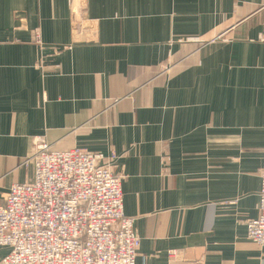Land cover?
I'll use <instances>...</instances> for the list:
<instances>
[{
    "label": "crops",
    "instance_id": "0c3cea01",
    "mask_svg": "<svg viewBox=\"0 0 264 264\" xmlns=\"http://www.w3.org/2000/svg\"><path fill=\"white\" fill-rule=\"evenodd\" d=\"M263 31L264 0H0V204L43 137L115 157L136 264H264Z\"/></svg>",
    "mask_w": 264,
    "mask_h": 264
},
{
    "label": "built area",
    "instance_id": "2783aa9c",
    "mask_svg": "<svg viewBox=\"0 0 264 264\" xmlns=\"http://www.w3.org/2000/svg\"><path fill=\"white\" fill-rule=\"evenodd\" d=\"M264 42V31L259 37ZM25 161L33 180L14 184L0 204L3 264H136L140 239L123 213V177L115 157L80 148L52 149L43 137ZM258 216L247 240L264 248V158ZM178 251H170L174 258Z\"/></svg>",
    "mask_w": 264,
    "mask_h": 264
}]
</instances>
